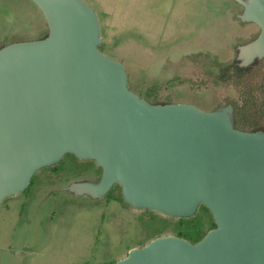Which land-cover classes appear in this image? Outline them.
<instances>
[{
	"label": "water",
	"instance_id": "water-1",
	"mask_svg": "<svg viewBox=\"0 0 264 264\" xmlns=\"http://www.w3.org/2000/svg\"><path fill=\"white\" fill-rule=\"evenodd\" d=\"M29 1L46 34L0 46V202L69 153L100 176L58 190L100 198L117 184L134 209L187 218L203 205L215 224L195 242L156 236L111 264H264V128L235 127L231 103L145 99L123 62L99 48L85 0ZM235 1L239 21L258 28L236 47L247 67L264 57V0Z\"/></svg>",
	"mask_w": 264,
	"mask_h": 264
},
{
	"label": "rangeland",
	"instance_id": "rangeland-1",
	"mask_svg": "<svg viewBox=\"0 0 264 264\" xmlns=\"http://www.w3.org/2000/svg\"><path fill=\"white\" fill-rule=\"evenodd\" d=\"M85 1L98 15L99 48L123 62L132 91L151 102H186L204 110L238 98L234 88L213 85L204 74L213 59L237 64V45L258 31L236 17L241 6L235 0ZM44 30L29 0H0V43L15 35L37 38ZM96 175L93 161L66 154L38 170L25 191L4 198L0 264H111L156 236H181L189 217L134 209L123 202L120 187L100 198L57 189ZM190 218L201 232L211 227L208 215Z\"/></svg>",
	"mask_w": 264,
	"mask_h": 264
},
{
	"label": "trees",
	"instance_id": "trees-1",
	"mask_svg": "<svg viewBox=\"0 0 264 264\" xmlns=\"http://www.w3.org/2000/svg\"><path fill=\"white\" fill-rule=\"evenodd\" d=\"M46 32L47 30L39 32L37 38H41L46 34ZM253 37L254 35L250 39ZM21 39V36L15 35L12 36L7 42L0 43V46ZM214 60L215 59L212 60V65L204 66V74L208 77V79H210L213 85L219 83L223 86L228 85L239 93V96L236 99H226L227 103H231L233 106V123L235 127L244 130L263 128L264 91L262 89L261 81L264 75V57L253 62L247 67H239L235 63L226 65ZM69 155L73 156L72 154ZM114 187H119V185L115 184L112 188ZM199 213H203L205 216L208 215L211 220L210 228L215 226L212 217L205 206L200 205L198 207L195 215H198ZM188 219L191 220L190 217ZM188 221L186 223V228L183 229L180 235L184 238H187L191 242H195L199 240L206 233V231L201 232L197 222L192 224Z\"/></svg>",
	"mask_w": 264,
	"mask_h": 264
},
{
	"label": "flooded vegetation",
	"instance_id": "flooded-vegetation-1",
	"mask_svg": "<svg viewBox=\"0 0 264 264\" xmlns=\"http://www.w3.org/2000/svg\"><path fill=\"white\" fill-rule=\"evenodd\" d=\"M264 128V127H263ZM262 129V128H261ZM94 165H95V163H94ZM96 168H97V175H96V177H93V178H84V179H88V180H91V181H96V180H98V178H99V176H100V168L98 167V166H96ZM113 187V186H112ZM111 187V188H112ZM71 194V193H70ZM73 195V194H72ZM82 196H86V195H82ZM87 197H89V196H87Z\"/></svg>",
	"mask_w": 264,
	"mask_h": 264
}]
</instances>
